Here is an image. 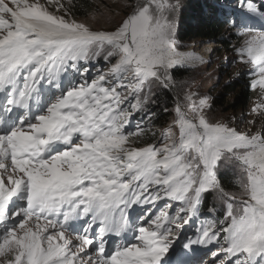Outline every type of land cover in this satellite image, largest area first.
<instances>
[{
    "label": "snow or ice",
    "instance_id": "snow-or-ice-1",
    "mask_svg": "<svg viewBox=\"0 0 264 264\" xmlns=\"http://www.w3.org/2000/svg\"><path fill=\"white\" fill-rule=\"evenodd\" d=\"M55 3L52 12L40 0H0V264H172L173 253L186 264L194 246L211 245V264H264V134L211 122L207 98L189 92L159 144L129 146L145 133L143 118L127 130L148 103L145 86L169 88L170 69L199 59L176 51L177 4L136 0L114 30H94ZM237 3L247 35L236 52L259 89L252 112L264 115V29L247 26L264 20V5ZM101 59L107 71L89 80ZM225 164L238 169L236 191L221 180ZM209 195L224 217L180 253L175 229ZM161 200L176 214L133 217Z\"/></svg>",
    "mask_w": 264,
    "mask_h": 264
},
{
    "label": "trees",
    "instance_id": "trees-1",
    "mask_svg": "<svg viewBox=\"0 0 264 264\" xmlns=\"http://www.w3.org/2000/svg\"><path fill=\"white\" fill-rule=\"evenodd\" d=\"M117 1L110 0V3H106L102 2V0H71V4H68V0H61L62 3L69 7L71 18L78 22L86 23L94 30H104L103 28L106 26H110L109 29L114 30L122 21L125 16L117 24L115 22L108 23L113 14L116 15L113 7L117 5ZM225 1L186 0L182 3L178 16L175 40L179 44H183L179 49L186 50H176L179 55L193 56V53L206 54V59H208L213 49L217 48L213 43L193 44L188 47L193 41L204 42L214 40L226 50H233L235 44L239 43L241 37L234 31L227 30L228 28L224 20L227 19L230 12L227 7L240 8V4L236 3L235 6H232L229 4L232 0ZM40 2L48 5L49 11L56 12L55 0L51 4H48V0H40ZM132 3L133 0H127L125 10H122L121 15H126L129 12ZM223 4L225 6H222ZM110 11L113 14L106 16ZM56 14L63 15L64 13L61 11ZM216 15L220 18H216ZM234 41L235 43H232ZM181 65L193 66L191 62H185L179 66ZM88 67L90 68L89 80L95 78L99 72L107 71V65H105L102 59L99 62L93 60ZM213 70L217 73V75H214L215 81L219 79L222 72H226L224 77L219 79L218 84L214 81L213 77L210 79L212 84L210 86L211 89L207 93V98L213 114L225 115L233 113L235 115L239 110L245 109L252 98L256 95L259 96V89L253 90L251 88V84L255 79L251 74V70L241 74L238 72L236 73L237 75L232 74V72L228 71L226 62L219 59ZM170 73L173 77V82L169 88H155L152 83L145 86L143 95L148 97V103L144 111L135 113L134 115V119L141 121L143 118L142 127L145 129V133L138 140L134 137L130 138L134 141V143L129 145L130 147L159 144L161 131L172 123L177 99L178 97H182L184 87L190 85L193 78L190 76V69L187 68H173L170 70ZM146 114L150 115H147V118H145ZM220 173L225 187L230 191H236L238 189V169L232 165L225 164L221 167ZM209 209L214 210L209 211ZM223 217L224 206L212 195H209L202 202L199 212L192 218L191 225L195 228V232L189 238L194 239L198 235V229L201 225H207L213 221L217 222L218 225Z\"/></svg>",
    "mask_w": 264,
    "mask_h": 264
},
{
    "label": "rangeland",
    "instance_id": "rangeland-1",
    "mask_svg": "<svg viewBox=\"0 0 264 264\" xmlns=\"http://www.w3.org/2000/svg\"><path fill=\"white\" fill-rule=\"evenodd\" d=\"M184 1H186V0H171L172 3L177 4V11L175 13V20H176L177 26H178V16H179V12H180V7ZM255 1L260 2V3H262V5H264V0H255ZM102 2L110 3V0H102ZM126 2H127V0H118L116 2L117 5H115L113 7L115 12H116V15H114L113 12H111V11L108 12L109 15L106 14V16H111L110 14H113L112 18H110V22H108V23L115 22L117 24L125 16V15H121V12H122V10H125ZM135 3H136V0H133V3L131 5H133ZM109 27L106 26L104 28L103 27H98V28H103L104 30H110ZM223 32H225V31H223ZM246 35H239L241 37L240 41L238 44H235V46L233 47V50H226L224 47L220 48V46L218 45V47H217L218 50L216 52H214L212 55H210L208 59H206V54L203 55V54H194L193 53V56L199 58V59L191 62V64L193 66H185V65L178 66L180 68L190 69V76L193 78V80H191V82H190V85H187L184 87V90H183L184 92H182V96L184 93L190 92V93L196 94L197 100L199 98H207V93L211 89L210 86L212 84L210 79H211V77H213V79L215 81L214 75H217V73L213 70V68L216 66L218 59L226 62L227 67H228V71L232 72V74H236L238 72H240V74H241V73H245V72H248L249 70H251V68L248 64L241 62V59L236 52V49H238L242 45L244 39L246 38ZM195 43L205 44L207 42L204 43V42H200V41H193L188 45V47L190 45L195 44ZM232 43H235V41ZM181 46H183V44L182 45L179 44L178 41L176 40L175 48L179 49ZM179 50L183 51L185 49H183V50L179 49ZM190 52H192V51H190ZM173 68H177V67L175 66ZM172 69H170V70H172ZM225 73H226L225 71L222 72V74H220V76L218 74L219 79L224 77ZM77 79H79V78L77 77ZM219 79H217L215 81L217 84H218ZM152 84L155 88L156 87H158V88L163 87L161 84H159V82H152ZM125 102L126 103L129 102V100L125 101ZM207 102H208V98H207ZM257 102H259V96L256 95L254 98H252V100L245 107V109L239 110L237 113H235V115L233 113H229V114H225V115L216 114V113L213 114V111L207 107L205 108V113L211 122H213V123H215V122L227 123L230 127L236 128V130L241 132V133H247L249 135L264 134V115H256L252 112V108ZM208 105H209V102H208ZM252 121H254V123H252ZM165 203H166L165 201L161 200V201L156 202L155 205L148 204L146 206H142V208H138L139 207V205H138V206H136L135 211L132 213V215L135 218L136 216H139L141 213H143L146 218L148 216L155 218V216L159 215L161 211L170 212V213H173V212L175 213L177 211L176 202L167 201V204L170 205L171 207H166V209L164 210L163 207L165 206ZM146 226H149V225L146 224ZM174 227L175 226H173V228ZM188 230H193V228L189 227V225L187 226V225H183V224L181 226V229H175L176 233L180 237V239L177 241V244L181 245V247L178 248V251L180 253L182 251H184V249L182 248V244L184 243L185 240H183L182 238H183L185 232H187ZM130 238H131L130 236L126 237V239H130ZM111 239H115V238H111ZM111 247H112V245L110 244L109 248L111 249ZM180 258L182 259V257H180ZM169 259L172 261V264H175V261L177 260V255L175 253H173L169 257ZM186 259H187L185 261L186 264H211L213 257L207 256L205 254L204 256H202V259H201V258H198L197 255L189 254ZM217 264H219V261H217Z\"/></svg>",
    "mask_w": 264,
    "mask_h": 264
},
{
    "label": "bare ground",
    "instance_id": "bare-ground-1",
    "mask_svg": "<svg viewBox=\"0 0 264 264\" xmlns=\"http://www.w3.org/2000/svg\"><path fill=\"white\" fill-rule=\"evenodd\" d=\"M61 15V14H60ZM205 43V42H204ZM207 43H212V42H207ZM195 44H199V43H195ZM214 44V43H213ZM214 45H216L217 47H218V45L217 44H214ZM191 46V45H190ZM177 51H181V50H179V49H176ZM186 50V49H185ZM213 52H214V49H213V51H212V53L211 54H213ZM210 54V55H211ZM203 63V62H202ZM201 64V63H200ZM199 65V64H198ZM179 65H177L176 67H178ZM188 226V225H187ZM186 241V240H185ZM184 241V242H185ZM201 259H202V257H201Z\"/></svg>",
    "mask_w": 264,
    "mask_h": 264
}]
</instances>
